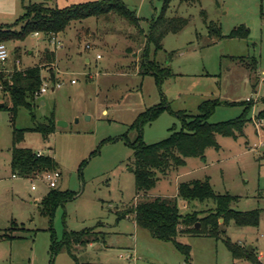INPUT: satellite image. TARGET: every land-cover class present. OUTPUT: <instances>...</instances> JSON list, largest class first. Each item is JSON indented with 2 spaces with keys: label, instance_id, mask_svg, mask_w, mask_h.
I'll return each mask as SVG.
<instances>
[{
  "label": "rangeland",
  "instance_id": "rangeland-1",
  "mask_svg": "<svg viewBox=\"0 0 264 264\" xmlns=\"http://www.w3.org/2000/svg\"><path fill=\"white\" fill-rule=\"evenodd\" d=\"M85 1L0 0V26L13 25L30 3L63 8ZM124 1L137 10L140 27L109 14L73 21L55 40L33 33L25 40L6 42L10 57L0 62V70L9 74L41 64L43 74L53 72L62 86L50 87L34 101L37 122L47 123L54 115L56 130L47 138L28 130L34 121L26 107L19 108L14 123L12 113L0 109V237L14 235L0 238V264H76L66 247L54 254L52 234L60 242L65 230L87 228L99 233V240L85 247L71 245L79 264H253L247 257L234 260L224 242L227 238L240 244L246 254L261 257L264 264V122L257 125L253 120L264 109V0H173L167 16L188 18L189 23L180 32L168 34L158 51L146 35L152 18L162 11L163 0ZM211 21L215 28L220 26L224 38L211 31ZM241 24L251 34L228 37ZM145 50L151 60L170 71L160 84L154 74L142 73ZM48 51L54 52V62L46 60ZM248 98L255 105L242 135L217 134L219 148L209 147L204 157H189L184 165L173 166L166 174L159 172L156 186L137 194L135 157L125 136L135 141L141 133L148 143L160 141L172 126L181 127L175 112L198 114L199 105L208 99L237 102L219 105L211 122L233 119L244 111L245 105L239 102ZM0 102L12 105L1 91ZM160 103L170 110L142 130L131 127L140 113ZM104 108L108 113H102ZM59 121L66 125L59 126ZM15 128L27 129L20 142L15 141ZM14 144L54 157L61 173L57 189L76 193L57 208L52 223L43 201L53 188L42 173L34 178L13 176ZM207 177L217 193L238 196L233 209H260L258 226L220 219L219 239L180 233L178 241L191 247L187 259L173 241L156 238L138 226L132 212L119 218L140 196L175 198L180 183ZM215 206L213 199L187 202L178 198L183 215L206 216Z\"/></svg>",
  "mask_w": 264,
  "mask_h": 264
},
{
  "label": "trees",
  "instance_id": "trees-1",
  "mask_svg": "<svg viewBox=\"0 0 264 264\" xmlns=\"http://www.w3.org/2000/svg\"><path fill=\"white\" fill-rule=\"evenodd\" d=\"M173 0H163L161 13L152 18L149 33L146 35L147 42L155 45L156 51L163 48V39L170 33L180 32L189 23L188 18L169 17L167 11ZM200 0H181V3H195ZM25 12L20 16L13 25L0 26V43H6L13 40H25L29 35L39 32L50 39L59 35L73 22L83 20L88 17H101L109 14H116L131 24L140 27V18L137 16V10L129 7L124 0H88L85 2L73 4L68 7H52L46 2L30 3L24 5ZM204 14V13H203ZM207 22V18H205ZM214 25V26H213ZM20 26V29H16ZM215 23L210 22L209 28L216 34L218 38H224L220 26L215 28ZM250 35V28L245 24H241L234 28L228 35L231 38H247ZM148 50L143 52V74H154L157 82L160 84L170 75L167 68H162L148 56ZM242 59V58H241ZM46 60L48 62L55 61L54 52L48 51ZM44 66L39 64L26 69H15L11 73L0 71V91L3 96L8 95L12 105L7 103L1 108H7L12 113V121L15 122L20 107H26L31 111L34 126L28 130L40 132L44 138H47L56 130L54 115L48 122H37L33 112L36 92L43 85L44 79L42 70ZM50 82L55 84L56 78L52 73ZM257 83L255 84V86ZM219 99H208L203 101L198 109V114H189L185 111L175 112L180 118L181 127L176 125L169 129V135L157 142L148 143L140 135L135 141H130L125 136V141L133 149L135 157V183L137 194L146 193L156 186L158 181V173L166 174L173 166H180L186 163L189 157H204L205 151L209 147L219 148L216 135L221 134L238 138L243 134L244 128L248 121L249 111L254 107L253 100L239 102L245 105L243 113L233 119L211 122L210 118L214 114L219 105L236 104ZM166 109L170 110L169 105H155L139 114L136 121L131 126L142 130L145 124L155 121ZM254 121H264V109L255 115ZM27 129L14 130L15 141L20 142ZM111 140V139H108ZM11 164L14 174L26 178H34L36 175L49 170H57V163L50 154L38 155L36 151L27 147L12 146ZM85 162L82 163V166ZM13 174V175H14ZM76 195L71 190H59L53 188L48 196L45 197L43 203L48 210L50 221L52 223L58 207L64 205ZM178 198L191 202L194 200L205 201L213 199L215 208L206 216L200 217L198 212L181 214L178 207ZM238 200V196L227 193H217L213 188L210 178L205 180H192L182 182L178 185V194L175 198L158 196L149 198L146 195L140 196L136 200V204L129 210L119 213V218L132 212L135 217L136 224L140 227L148 229L151 234L162 240L173 241L176 247L190 257L191 247L178 241L180 233L203 234L217 239L220 238V219L224 223L234 220L239 226H258L260 220V209L249 211H240L232 208V203ZM199 223V229L195 225ZM180 226L183 228L180 229ZM52 237L54 239L52 250L54 254L66 247L79 264L76 256L72 253L71 245L77 244L85 247L93 241H98L99 233L92 229H83L81 231L65 230L63 239L55 241V232ZM0 238L13 239L14 235L5 234ZM226 246L232 254L234 260L242 258H250L253 264H263L258 256L254 254H246L245 249L238 243L232 242L230 239L224 240Z\"/></svg>",
  "mask_w": 264,
  "mask_h": 264
},
{
  "label": "built area",
  "instance_id": "built-area-1",
  "mask_svg": "<svg viewBox=\"0 0 264 264\" xmlns=\"http://www.w3.org/2000/svg\"><path fill=\"white\" fill-rule=\"evenodd\" d=\"M36 35H40L39 32H36L35 33ZM56 39V36H54L52 38V40H55ZM88 47H91L90 45H88ZM10 57V51H9V48L7 46L6 43H0V62L2 63H5ZM100 57V54H98V58ZM0 71H6V69H1ZM44 82H43V85L41 87V89L39 91L36 92V96L39 97L43 94H45L46 92H48V90L50 89V87H52L53 89H56V88H60L62 85L61 83H59L58 81H56L55 84L51 83L49 78H44ZM72 83H76V80H72ZM247 100H251V98H248ZM262 124V122H257V125H260ZM38 155H43V154H46L42 151H37ZM14 177H17L16 174L13 175ZM42 178H44L47 183L49 184V186L51 188H57V185H58V181L61 177V173L59 170H49V171H45L42 173L41 175ZM32 189L35 190L36 189V186L33 184L32 185Z\"/></svg>",
  "mask_w": 264,
  "mask_h": 264
},
{
  "label": "water",
  "instance_id": "water-1",
  "mask_svg": "<svg viewBox=\"0 0 264 264\" xmlns=\"http://www.w3.org/2000/svg\"><path fill=\"white\" fill-rule=\"evenodd\" d=\"M4 105H5L4 102H0V106H1V107H3ZM87 118L89 119V117H87ZM58 125H59V126H64V125H66V123L63 122V121H59V122H58ZM199 226H200V224L198 223V224L196 225V227H199ZM251 249H252V246H250L249 248H247V251L250 252Z\"/></svg>",
  "mask_w": 264,
  "mask_h": 264
},
{
  "label": "crops",
  "instance_id": "crops-1",
  "mask_svg": "<svg viewBox=\"0 0 264 264\" xmlns=\"http://www.w3.org/2000/svg\"><path fill=\"white\" fill-rule=\"evenodd\" d=\"M250 34H251V30H250ZM47 50H49V49H47ZM88 61H89V59H88ZM51 64H54V63H51ZM43 71H44V68H43V70H42V76L44 77V78H50V76H51V74L53 73H51V72H49V74L48 75H44L43 74ZM51 73V74H50ZM71 82H72V80H71ZM77 83V82H76ZM76 83H73V84H76ZM260 84L261 83H259L258 85L260 86ZM105 109V110H104ZM103 109V111H102V113H105L106 111H107V113H108V110L106 109V108H104ZM264 122V121H263ZM263 124V123H262ZM261 125V124H260ZM259 258H261V257H259Z\"/></svg>",
  "mask_w": 264,
  "mask_h": 264
}]
</instances>
